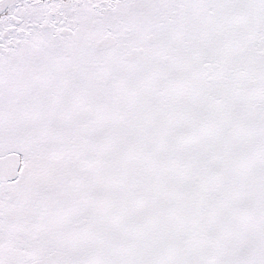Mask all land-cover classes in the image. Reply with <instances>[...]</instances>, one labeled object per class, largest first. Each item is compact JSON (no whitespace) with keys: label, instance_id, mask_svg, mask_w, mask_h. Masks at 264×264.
Masks as SVG:
<instances>
[{"label":"snow or ice","instance_id":"snow-or-ice-1","mask_svg":"<svg viewBox=\"0 0 264 264\" xmlns=\"http://www.w3.org/2000/svg\"><path fill=\"white\" fill-rule=\"evenodd\" d=\"M0 264H264V0H0Z\"/></svg>","mask_w":264,"mask_h":264}]
</instances>
